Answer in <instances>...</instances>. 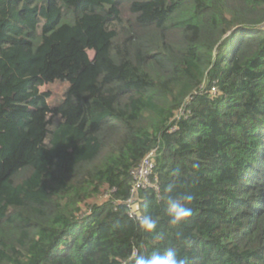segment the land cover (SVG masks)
Returning <instances> with one entry per match:
<instances>
[{"label": "trees", "instance_id": "1", "mask_svg": "<svg viewBox=\"0 0 264 264\" xmlns=\"http://www.w3.org/2000/svg\"><path fill=\"white\" fill-rule=\"evenodd\" d=\"M151 150L145 232L124 201ZM169 183L194 195L179 225ZM170 247L264 264V0H0V264Z\"/></svg>", "mask_w": 264, "mask_h": 264}, {"label": "clouds", "instance_id": "2", "mask_svg": "<svg viewBox=\"0 0 264 264\" xmlns=\"http://www.w3.org/2000/svg\"><path fill=\"white\" fill-rule=\"evenodd\" d=\"M174 184L169 183L164 188L165 193H168L166 199L169 223L179 225L192 216V208L189 206L194 200V195L184 193L179 196L172 195ZM157 221L149 215H144L139 218V227L145 232H152L156 229ZM134 264H189L186 257H182L176 248H168L162 254L153 252L150 256L138 254L135 251L129 257Z\"/></svg>", "mask_w": 264, "mask_h": 264}, {"label": "built area", "instance_id": "3", "mask_svg": "<svg viewBox=\"0 0 264 264\" xmlns=\"http://www.w3.org/2000/svg\"><path fill=\"white\" fill-rule=\"evenodd\" d=\"M154 168V150L149 151L141 160L138 166L131 170L132 185L130 194L124 201L127 207V214L133 218H140L138 212V191L150 184V176Z\"/></svg>", "mask_w": 264, "mask_h": 264}, {"label": "rangeland", "instance_id": "4", "mask_svg": "<svg viewBox=\"0 0 264 264\" xmlns=\"http://www.w3.org/2000/svg\"><path fill=\"white\" fill-rule=\"evenodd\" d=\"M88 55L90 58L93 56V52L88 50ZM67 88V83L63 81H54L51 83H46L41 87L42 91H46L49 94L48 103L50 105L58 104L63 96L65 89ZM103 198H105L103 196Z\"/></svg>", "mask_w": 264, "mask_h": 264}, {"label": "water", "instance_id": "5", "mask_svg": "<svg viewBox=\"0 0 264 264\" xmlns=\"http://www.w3.org/2000/svg\"><path fill=\"white\" fill-rule=\"evenodd\" d=\"M142 216H140V218H141Z\"/></svg>", "mask_w": 264, "mask_h": 264}]
</instances>
